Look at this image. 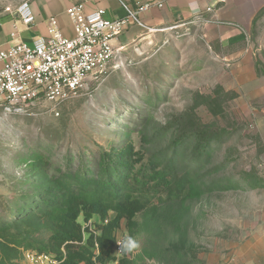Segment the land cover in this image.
Listing matches in <instances>:
<instances>
[{
	"label": "rangeland",
	"instance_id": "374dc122",
	"mask_svg": "<svg viewBox=\"0 0 264 264\" xmlns=\"http://www.w3.org/2000/svg\"><path fill=\"white\" fill-rule=\"evenodd\" d=\"M23 2L32 0H0V19ZM260 6L243 23L202 17L148 32L119 52L106 81L55 112L50 102L21 116L0 109V221L42 190L35 162L50 174L97 169L104 152L132 143L144 163L173 157L189 179L177 198L162 191L136 230L121 223L141 245L127 254L133 264H264ZM33 220L31 235L46 240ZM23 249L0 241V264H23Z\"/></svg>",
	"mask_w": 264,
	"mask_h": 264
},
{
	"label": "trees",
	"instance_id": "16d2710c",
	"mask_svg": "<svg viewBox=\"0 0 264 264\" xmlns=\"http://www.w3.org/2000/svg\"><path fill=\"white\" fill-rule=\"evenodd\" d=\"M122 143L103 153L97 169L80 165L77 170L69 167L65 172L60 169L50 174L49 163L43 168L35 162L33 172L41 177L42 190L24 196L25 203L20 209L0 221V241L24 248L23 251L53 254L60 264L113 263L121 223L126 221L131 232L136 230V217L160 198L162 191L177 198L189 184L186 174L179 176L173 157L169 160V156H163L166 161L163 165L156 157L144 163L132 143ZM200 156L202 159L203 155ZM36 218L46 225L49 232L46 240L32 236L29 231ZM97 218L103 223H96ZM89 221H95L98 234L87 231L86 243L80 244L84 225ZM119 264L133 262L124 254Z\"/></svg>",
	"mask_w": 264,
	"mask_h": 264
},
{
	"label": "built area",
	"instance_id": "2783aa9c",
	"mask_svg": "<svg viewBox=\"0 0 264 264\" xmlns=\"http://www.w3.org/2000/svg\"><path fill=\"white\" fill-rule=\"evenodd\" d=\"M128 1H122L127 15L115 20L108 19L104 9L87 12L84 4H77L67 10L74 37H65L57 18L51 17L46 36L36 37L31 45L19 43L0 51V109L4 114L27 115L29 109L44 102L53 104L51 111L55 112L91 83L106 81L111 74L112 64L123 49H117L114 41L129 26L140 25L143 13L164 6L163 2L130 6ZM208 11L211 12V9ZM17 15L27 27H32L36 21L30 2H23ZM87 231L98 234L95 221L84 225L80 244L86 243ZM118 236L123 237L120 232L116 238ZM116 238V260L111 264H119L123 257V253H118L120 246ZM95 247L98 253L97 241ZM62 258L65 260V257ZM23 264H60V260L53 254L27 250L23 251Z\"/></svg>",
	"mask_w": 264,
	"mask_h": 264
},
{
	"label": "crops",
	"instance_id": "0c3cea01",
	"mask_svg": "<svg viewBox=\"0 0 264 264\" xmlns=\"http://www.w3.org/2000/svg\"><path fill=\"white\" fill-rule=\"evenodd\" d=\"M123 0H32L36 21L32 27L23 24L17 13L0 19V51L19 44H32L38 36H46L48 22L56 17L63 35L74 37L68 8L84 4L87 12L104 9L110 20L121 19L127 15ZM149 2H163L162 8H153L140 17V25L133 24L119 36L114 44L117 49L140 40L148 32L169 27L178 22H187L202 17H211L225 23H243L252 10L262 7L264 0H129L130 6ZM211 9V12L208 10ZM244 18V19H243Z\"/></svg>",
	"mask_w": 264,
	"mask_h": 264
},
{
	"label": "clouds",
	"instance_id": "9594fccd",
	"mask_svg": "<svg viewBox=\"0 0 264 264\" xmlns=\"http://www.w3.org/2000/svg\"><path fill=\"white\" fill-rule=\"evenodd\" d=\"M116 242L120 246L118 253L133 254L141 247L139 240L128 234H124L122 238L118 236Z\"/></svg>",
	"mask_w": 264,
	"mask_h": 264
}]
</instances>
